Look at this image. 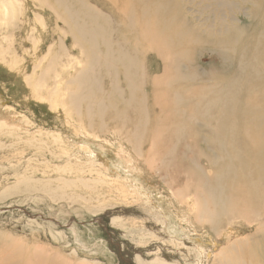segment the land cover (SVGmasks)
Here are the masks:
<instances>
[{"label": "rangeland", "instance_id": "rangeland-1", "mask_svg": "<svg viewBox=\"0 0 264 264\" xmlns=\"http://www.w3.org/2000/svg\"><path fill=\"white\" fill-rule=\"evenodd\" d=\"M0 2V264H264V0Z\"/></svg>", "mask_w": 264, "mask_h": 264}, {"label": "bare ground", "instance_id": "bare-ground-1", "mask_svg": "<svg viewBox=\"0 0 264 264\" xmlns=\"http://www.w3.org/2000/svg\"><path fill=\"white\" fill-rule=\"evenodd\" d=\"M1 1V0H0ZM1 3V2H0ZM210 171V170H209Z\"/></svg>", "mask_w": 264, "mask_h": 264}]
</instances>
